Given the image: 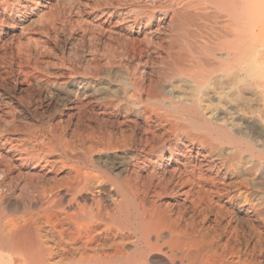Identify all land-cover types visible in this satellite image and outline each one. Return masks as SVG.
<instances>
[{"label": "bare ground", "instance_id": "bare-ground-1", "mask_svg": "<svg viewBox=\"0 0 264 264\" xmlns=\"http://www.w3.org/2000/svg\"><path fill=\"white\" fill-rule=\"evenodd\" d=\"M58 1L0 0V264H264V0Z\"/></svg>", "mask_w": 264, "mask_h": 264}, {"label": "rangeland", "instance_id": "rangeland-1", "mask_svg": "<svg viewBox=\"0 0 264 264\" xmlns=\"http://www.w3.org/2000/svg\"><path fill=\"white\" fill-rule=\"evenodd\" d=\"M72 1V2H71ZM83 1H85V0H82V2ZM89 1V0H88ZM65 2V3H64ZM66 2H68V3H66ZM61 3V4H60ZM92 3V2H91ZM100 3H102V2H100ZM65 4V5H64ZM70 4H74V5H76L77 4V0H61V1H58L57 2V8L58 9H64V7L65 8H68L69 6H70ZM61 5V6H60ZM62 9V10H63ZM86 9H89V8H86ZM48 21H50V20H47V22ZM36 25V24H35ZM32 25L30 28L31 29H37L38 27V25ZM67 37L65 36L64 38H60L59 40H58V42L60 43V45H59V43L57 44V42H56V48H57V51H59V52H57L56 51V54H57V57H60V56H64V57H67L66 55H67V52H68V50H69V46H70V40H68V38L66 39ZM63 41V42H62ZM65 45H64V44ZM67 44V45H66ZM63 45V46H62ZM58 48H60V49H58ZM63 48V49H62ZM66 48V49H65ZM59 55V56H58ZM62 61H64L63 59H62ZM62 61H60V62H62ZM65 62V61H64ZM76 62H78V63H76V69L78 70V72H79V74H81V75H84L87 71H88V68H86L87 66H85V64L83 63V62H79V61H77L76 60ZM83 63V64H82ZM79 64V65H78ZM82 65V66H81ZM78 66V67H77ZM81 70H79V69ZM83 69V70H82ZM51 71V70H50ZM50 112H53V106H51L49 109H48V113H50ZM51 119H53V118H51Z\"/></svg>", "mask_w": 264, "mask_h": 264}]
</instances>
